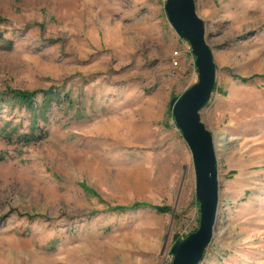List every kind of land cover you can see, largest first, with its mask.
Returning a JSON list of instances; mask_svg holds the SVG:
<instances>
[{
    "label": "rangeland",
    "instance_id": "374dc122",
    "mask_svg": "<svg viewBox=\"0 0 264 264\" xmlns=\"http://www.w3.org/2000/svg\"><path fill=\"white\" fill-rule=\"evenodd\" d=\"M164 2L0 0V264H170L198 227L169 109L197 70ZM195 8L216 65L200 119L219 182L199 264H264V0ZM10 88L59 97L39 92L31 111L2 101Z\"/></svg>",
    "mask_w": 264,
    "mask_h": 264
},
{
    "label": "water",
    "instance_id": "95a60500",
    "mask_svg": "<svg viewBox=\"0 0 264 264\" xmlns=\"http://www.w3.org/2000/svg\"><path fill=\"white\" fill-rule=\"evenodd\" d=\"M163 7L176 34L188 42L197 70V82L169 101L173 121L191 153L199 211L198 227L170 247V264H199L216 228L219 203L213 136L200 119L215 85L216 65L195 0H165Z\"/></svg>",
    "mask_w": 264,
    "mask_h": 264
},
{
    "label": "trees",
    "instance_id": "16d2710c",
    "mask_svg": "<svg viewBox=\"0 0 264 264\" xmlns=\"http://www.w3.org/2000/svg\"><path fill=\"white\" fill-rule=\"evenodd\" d=\"M57 88L48 89L46 91L41 90H22V89H8L1 93V99L2 101H7L11 104H17L19 107H22L27 110H34V103H35V96L39 92H43L47 97H42L44 99V102H48V99H56L59 97L58 93L56 92ZM45 135H34L33 133H30L26 137L24 136V139L26 141H35L43 138ZM32 216H35L32 214Z\"/></svg>",
    "mask_w": 264,
    "mask_h": 264
}]
</instances>
